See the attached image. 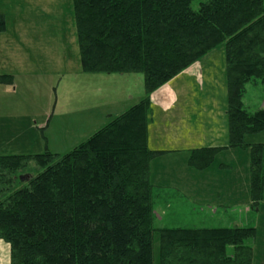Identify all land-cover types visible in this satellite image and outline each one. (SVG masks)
I'll use <instances>...</instances> for the list:
<instances>
[{"label":"trees","instance_id":"16d2710c","mask_svg":"<svg viewBox=\"0 0 264 264\" xmlns=\"http://www.w3.org/2000/svg\"><path fill=\"white\" fill-rule=\"evenodd\" d=\"M193 1L73 0L83 72L141 73L145 96L68 152L0 154L10 264H155L156 234L159 264H253L254 225L157 223L150 167L166 151L148 146L151 95L221 44L230 147L251 148L252 208L264 191V143L246 140L264 131V108L244 102L249 83L264 86V0ZM220 150L194 149L188 164L206 169Z\"/></svg>","mask_w":264,"mask_h":264},{"label":"rangeland","instance_id":"374dc122","mask_svg":"<svg viewBox=\"0 0 264 264\" xmlns=\"http://www.w3.org/2000/svg\"><path fill=\"white\" fill-rule=\"evenodd\" d=\"M202 1L194 0L192 7L197 9ZM0 9L6 19V29L0 32V75L15 77L13 84H0V154L70 150L145 96L141 73L83 72L73 0H0ZM226 68L221 44L170 80L172 86L163 85L176 89L177 107L184 108L178 119L181 124L173 121L175 127L197 132L196 136L182 132L186 139L212 146L217 138L218 144L227 145L202 170L191 167L188 171L182 156L158 160L165 166L163 172L155 162L157 180L168 178L155 184L157 223L167 227L254 225L253 262L263 264L264 216L261 207L251 206V148L230 147ZM94 100L99 103L90 113H99V122L90 128L85 110L93 107ZM244 102L249 110L264 108V86L249 83ZM246 140L264 142V131L248 134ZM65 141L69 142L60 145ZM221 163L229 167L222 168ZM29 168L34 172L36 166L31 163ZM154 261L159 264L158 234Z\"/></svg>","mask_w":264,"mask_h":264},{"label":"crops","instance_id":"0c3cea01","mask_svg":"<svg viewBox=\"0 0 264 264\" xmlns=\"http://www.w3.org/2000/svg\"><path fill=\"white\" fill-rule=\"evenodd\" d=\"M4 74L8 75L9 73H4ZM10 75H13V74L10 73ZM13 77H14V75H13ZM176 78H174L173 80H176ZM168 84H169V86H172V83L169 82ZM175 93H176V89L169 88L168 86L167 87L163 86L160 89L153 92L151 95V101H152L151 113H152V115L149 116L148 124H147L148 146L151 150L166 151L162 155L153 159L151 162L150 178H151V181L154 185L159 182V180H157L158 178H156L154 173H153V169L155 167V162H157L160 169H162V172L165 168L164 165L160 166V164L158 163L159 162L158 160H160L161 158L170 157L173 160H175L174 159L175 156H177V157L182 156V161L187 160V164H188L190 151H192L194 149L203 148V147H216V148L223 149L227 145V144H218L217 138H215L212 146H203L202 144H199L198 141L192 142V141H189L188 139H186L184 134L187 136H196L197 132H195L193 129L192 130L187 129V132H184V130L179 128L178 126L175 127L173 121L177 120V122H178L179 117L184 113L183 106H182V109L180 107H177L176 100H175ZM141 96H143V94H141ZM141 99L142 98H139V101ZM98 103H99L98 100H94L93 107L92 108L88 107V109L85 110L86 113H89L88 115H86V119L90 123V128L99 122V113H95V112L90 113V111L95 109V106ZM155 107H156V109H155ZM177 109H179V111ZM155 110H157L159 113L157 114L155 112ZM171 111H172V113H170ZM222 112H225L224 109ZM114 117H116V116H113V118ZM178 123H180V122H178ZM170 124L173 126H171ZM104 126H102V127H104ZM39 127H43V125H39ZM44 127H46V126H44ZM85 127H88V125H85ZM170 128H172V129L174 128V131L169 130ZM99 129H101V128H99ZM98 130H96L95 132H97ZM68 142L69 141L62 142V144H60V145L67 144ZM261 143H264V142H261ZM58 147H62V146H58ZM61 149L62 148H58L57 153L62 154V153H65V152H68L71 150V149L70 150H61ZM13 154H17V153H13ZM20 154H23V153H20ZM221 164L223 165V166L221 165L222 168L229 167L228 164H224V163H221ZM158 166H157V168H158ZM187 170L188 171L193 170V169H191V166H189V164H188ZM163 174H165V173H163ZM162 179H163L162 180V182H163V181H166L168 178H165V176H164V178H162ZM156 180H157V182H156ZM162 182H159V183H162ZM261 201H262V199H261ZM261 201H260V204L258 206V210H260L259 207L262 208L261 209V216L263 217L264 216V201H262V202ZM251 204H252V202H251ZM215 211H216V213H218V210H215ZM256 240L258 243V239H256ZM0 242H3V243H0V245L2 244V246L4 247V248L2 247V249L0 250V257L3 254L2 264H10L11 263L10 262L11 261L10 246L8 243H6L5 241H3L1 239H0ZM253 246H256V244H254ZM3 250H4V253H2ZM255 250H256V248H255ZM261 250H264V247L261 248ZM256 254H257V250H256ZM254 262H255V257H254ZM254 262H253V264H254ZM263 262H264V258H263Z\"/></svg>","mask_w":264,"mask_h":264}]
</instances>
